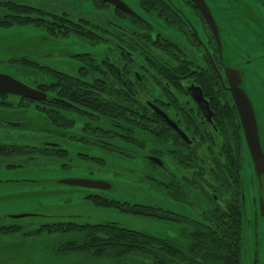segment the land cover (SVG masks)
Returning a JSON list of instances; mask_svg holds the SVG:
<instances>
[{"label":"flooded vegetation","instance_id":"1","mask_svg":"<svg viewBox=\"0 0 264 264\" xmlns=\"http://www.w3.org/2000/svg\"><path fill=\"white\" fill-rule=\"evenodd\" d=\"M75 1L87 3L88 9L81 11L65 3L59 7H35L17 0H0V13L12 11L9 5L15 4L14 9L22 13L29 9L38 24L12 26H33L45 31L49 27L44 21L52 19L55 23L52 27L69 32L67 36L56 37L74 36L94 46L108 44L114 52L101 59L87 53L79 55L84 65L75 75L36 62L6 63L16 75L0 74L38 93L34 98L0 89V171L26 174L34 169L39 177L43 173L42 180L39 177L36 180L42 187L45 183H57L45 171L72 170L75 154L98 163L100 168L124 170L129 183L136 181L148 190L161 192L178 203V207L186 204L194 215L191 211L186 216L159 205L114 199L107 193L113 184L106 179L87 180L110 187H83L92 190L85 198L97 207L126 215L184 219L186 226L181 233L187 243L181 244L187 246L194 222L209 223V218L216 219L219 211H226L234 200L242 199V176L239 183H234L225 164L227 158L239 155L235 147L242 148L234 135L238 130L237 110L222 85V79L228 84L222 60L234 61L235 52L225 46L220 55L218 42L193 0H138L136 8L123 1L134 14L102 0ZM95 1L102 3L94 6ZM204 1L222 40V22L226 24L224 28L234 31L231 0ZM241 1L245 7H239L246 14L245 25L249 29L246 41L241 36L236 43L244 46L253 38L259 52L258 57L244 52L240 60L264 62V0ZM98 5L101 11L96 10ZM92 19L93 25L100 27L94 34L96 40L70 33L87 31L86 21ZM55 71L62 73L64 79ZM37 72L51 80L40 81ZM20 77L33 80L35 85ZM26 114L40 116V128H33L34 124L25 119ZM32 139L36 145L30 143ZM240 156L242 172L244 158L250 161V157L245 151ZM103 158L113 162L109 164ZM29 187V192L21 189L14 193L2 188L0 205L10 198L14 203L26 202L29 200L26 196H33L37 190L35 185ZM43 200L63 203L54 196L38 198L34 212L14 213L15 210L7 209L0 214V264H67L54 261L59 257L76 258L77 264H118L107 256L73 251L75 239L93 233L94 225H100L96 233H117L120 228L136 230L114 221L80 223L71 215L51 218L41 213ZM194 216L198 219H193ZM43 256L52 260L43 261ZM238 264H242V246Z\"/></svg>","mask_w":264,"mask_h":264},{"label":"rangeland","instance_id":"2","mask_svg":"<svg viewBox=\"0 0 264 264\" xmlns=\"http://www.w3.org/2000/svg\"><path fill=\"white\" fill-rule=\"evenodd\" d=\"M35 7H59L67 4L76 7L81 11L88 9L87 3H78L75 0H17ZM68 1V2H67ZM132 8L139 6L138 0H122ZM232 9L230 14L234 15V31L224 28L225 23H221L222 42L226 43V34H232L234 39L230 42L231 53L235 52V60L225 63H232L243 69L244 81L243 87L250 96L258 124L260 141L264 150V62L260 59L254 61L240 60L244 52H248L252 57H258L259 45L254 42L253 38L249 43L240 46L236 43L238 37H243L246 41L248 27L245 25L246 14L239 5L244 8L245 4L241 0H231ZM71 10V9H70ZM223 29V30H222ZM253 29V28H251ZM250 29V30H251ZM225 35V37L223 36ZM90 54L97 59L111 56L114 54L113 49L108 44L94 46L89 42L77 39L74 36L68 38L51 37L43 29L33 26H12L10 28H0V73L12 74L13 68L6 65L10 60H16L22 57L34 61L44 67L75 75L80 66L84 65L83 61L78 58L81 54ZM248 61V62H246ZM40 77V81L49 82L51 79L41 72L35 73ZM22 78V77H20ZM25 82L31 86L35 83L31 79H25ZM28 122L34 124L33 128H40L42 123L41 117L25 115ZM30 143L37 144L36 141ZM99 155V152L95 153ZM104 161L111 164L113 159L103 158ZM251 161V160H250ZM247 157L244 158L241 172L242 182V201H243V224H242V264H264V215L260 209V199L264 202V174L261 176L262 188L260 187L254 168ZM74 168L69 171L54 170L45 171L46 174L54 176L56 182L44 184L42 187L36 184L37 171L27 170L26 174L7 173L6 170L0 171V190L2 188L8 192L21 190L29 192V186H36L37 190L33 196H26L29 200L23 203H14L15 200L10 198L8 203L3 202L0 205V214L7 209L17 212H34V203L38 198L46 199L47 197L59 198L63 201L56 203L42 202L41 213L51 218L71 215L76 222L94 223L100 221H114L123 227L136 231L152 234L157 237H168L175 239L182 244L187 243V239L181 231L185 229L184 219L163 220L152 217L126 215L114 209H106L95 206L90 200L86 199L87 193L92 190L80 186H69L61 183L62 180H90L106 179L113 184V188L107 193L114 199H125L134 202H144L151 205H159L164 209H171L173 212L189 216V211L193 212L186 204L178 207L173 199L164 197L161 192L148 190L145 185L134 181L129 183L125 178L127 174L124 170L104 167L100 168L98 163L91 160H85L75 154L73 158ZM43 173L40 174L39 180H42ZM39 181V183H40ZM12 194V193H11ZM10 195V194H6ZM65 213V214H62ZM194 215V212H193ZM193 219L197 220L198 216ZM187 229V227H186ZM59 257V256H58ZM52 259L43 256V261ZM54 261L66 262L67 264H77L76 258L62 259L56 258Z\"/></svg>","mask_w":264,"mask_h":264},{"label":"trees","instance_id":"3","mask_svg":"<svg viewBox=\"0 0 264 264\" xmlns=\"http://www.w3.org/2000/svg\"><path fill=\"white\" fill-rule=\"evenodd\" d=\"M95 3L100 4L102 2L95 1L93 3L94 6ZM144 4L147 3L145 2ZM9 6L12 11L0 13L1 29H6L14 24L38 25L36 18L34 19V15L31 14L29 9L22 13L14 9L17 7L15 4H10ZM96 10L101 11V6L98 5ZM44 22L49 27L45 29L46 34L51 37H56L57 35L67 36L69 33L68 29L52 27L55 24L52 23V19ZM86 23L89 25L88 28H85L87 31L75 33V31L70 29V33L77 34L76 36L79 35L82 39L96 40L94 34L98 33L100 27L93 25V19L86 21ZM245 60L246 58L243 59V61ZM14 61L35 63L26 58H19ZM250 61H254V59H250ZM97 65L102 66V64L98 63ZM58 74L63 80V74ZM65 84L67 82L62 83V85ZM236 125L238 130L234 132L235 140L240 141L242 148L240 150V148L235 147V151L242 158L243 152L248 153V151L239 120ZM239 155L229 157L225 162L229 166L228 177L234 183H239L241 175V159L239 161ZM240 199L234 200L229 204L226 211H219L216 214V219L211 220L209 218V223L194 222L191 232L188 234L189 244L187 246L164 237H156L140 231H130L121 228L117 230V233L112 231L96 233L95 231L99 229L100 225H94L93 227L95 228L93 230L95 231L93 233H87L75 239L73 251H83L93 256H107L110 261L118 264H238L243 236V201L241 199V202L234 203Z\"/></svg>","mask_w":264,"mask_h":264},{"label":"water","instance_id":"4","mask_svg":"<svg viewBox=\"0 0 264 264\" xmlns=\"http://www.w3.org/2000/svg\"><path fill=\"white\" fill-rule=\"evenodd\" d=\"M107 2L114 7H118L123 9L124 11L134 14L133 11L123 3L121 0H102ZM195 5L200 9L202 15L204 16L206 22L210 26L213 35L215 36L218 47L220 51V55H222L223 48H226L231 51L230 42L233 41V37L231 38L230 34H226V43L222 42L220 39L218 29L216 23L213 19V16L210 12L209 7L207 6L204 0H193ZM225 37V35H223ZM223 44V45H222ZM26 58V57H22ZM27 59V58H26ZM29 60V59H28ZM31 61V60H30ZM250 61V60H248ZM246 61V62H248ZM34 62V61H33ZM229 62V61H226ZM222 64L224 66V75L227 80V85L224 84L222 77L219 75L220 80L222 79V85L224 88L230 93L232 100L234 102L235 108L237 110L238 118L240 121L244 141L246 144V148L251 160L253 163V168L258 180L260 187L262 188V180L261 176L264 174V150L262 148V144L259 136L258 124L254 112V107L250 96L246 92L243 87L244 81V72L243 69L239 68L237 65L232 63H225L222 60ZM10 89L11 92L15 94L34 97L38 93L36 89L30 88L23 83H20L10 76L0 74V89ZM63 184L72 185V186H80V187H96L101 189L109 188L110 186L103 182H90L87 180H62L60 181ZM260 209L261 213L264 214V202L262 198L260 199ZM22 215H15L14 217H21Z\"/></svg>","mask_w":264,"mask_h":264}]
</instances>
